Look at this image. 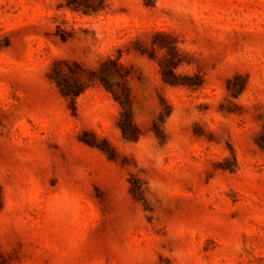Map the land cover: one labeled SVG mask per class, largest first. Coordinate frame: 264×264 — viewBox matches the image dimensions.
I'll return each instance as SVG.
<instances>
[{
  "label": "rangeland",
  "instance_id": "374dc122",
  "mask_svg": "<svg viewBox=\"0 0 264 264\" xmlns=\"http://www.w3.org/2000/svg\"><path fill=\"white\" fill-rule=\"evenodd\" d=\"M155 33L181 56L167 105L138 96ZM118 58L148 75L133 141ZM233 75L249 113L223 118ZM263 124L264 0H0V264H264Z\"/></svg>",
  "mask_w": 264,
  "mask_h": 264
},
{
  "label": "trees",
  "instance_id": "16d2710c",
  "mask_svg": "<svg viewBox=\"0 0 264 264\" xmlns=\"http://www.w3.org/2000/svg\"><path fill=\"white\" fill-rule=\"evenodd\" d=\"M153 40L148 43L146 41L147 47L152 48L153 45L158 46L159 49H166V52L162 55L152 56V59L157 64V73L159 74V85L154 87L155 90H152L151 87H146L141 89L138 93V96L144 101L147 102L148 99L153 100L154 97L152 95L153 92L156 93L158 99L163 102V105H167V99L165 98L166 92L168 88L175 86L180 78L182 79V75H180L177 71V66L181 62V56L177 53L178 48L171 41V36L169 35H161L155 33L153 35ZM153 44V45H152ZM139 50L138 47H136ZM135 51V50H134ZM122 55H129L128 52H121ZM107 65L110 69H112L118 76L121 78H128L126 83L121 85V98L119 102L123 108V112L121 114V122L119 124V129L122 133V136L126 140H134V135H136L135 125H136V117L140 114L138 109V103L134 96V91L137 90L136 81H148V75L143 74L140 76L139 73L135 72V68L132 64L126 63V61H122V59H111L108 60ZM188 76H185V78ZM103 83L105 87L112 90L110 84L103 79ZM223 87L227 91V97L222 101L212 102L210 104H214L216 107L215 113L221 115L223 118L226 114H238L241 115L243 113H249L248 106L241 103L239 97L241 94L245 92L244 85V77L240 75H233L229 79L223 82ZM192 89V88H190ZM195 90H190L189 92H194ZM254 109L255 106H253ZM210 111V110H209ZM144 114L148 115V110H143ZM205 137L209 141V143H216L219 139V136L216 133H210V131H205ZM224 143L227 145L230 156L235 155V148L233 141L228 137L226 133L222 137ZM252 141V146H255L258 153H260L264 157V124L261 126V129L256 132L250 134L248 136ZM251 146V145H250Z\"/></svg>",
  "mask_w": 264,
  "mask_h": 264
}]
</instances>
